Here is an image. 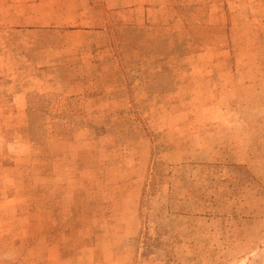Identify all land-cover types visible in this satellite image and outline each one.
I'll use <instances>...</instances> for the list:
<instances>
[{"label":"rangeland","instance_id":"374dc122","mask_svg":"<svg viewBox=\"0 0 264 264\" xmlns=\"http://www.w3.org/2000/svg\"><path fill=\"white\" fill-rule=\"evenodd\" d=\"M0 264H264V0H0Z\"/></svg>","mask_w":264,"mask_h":264}]
</instances>
